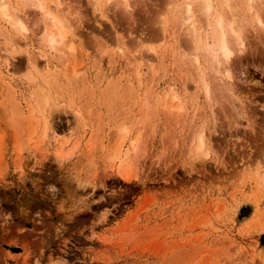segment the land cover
I'll use <instances>...</instances> for the list:
<instances>
[{"label": "rangeland", "instance_id": "rangeland-1", "mask_svg": "<svg viewBox=\"0 0 264 264\" xmlns=\"http://www.w3.org/2000/svg\"><path fill=\"white\" fill-rule=\"evenodd\" d=\"M9 2L13 7L15 0ZM61 2L64 15L76 28L70 62L83 63L81 83L96 87L90 100L96 113H82L84 134H92L102 124L98 134L103 131L104 144L107 140L112 144L118 123L125 118L126 125L135 123L127 136L143 130L142 143L130 158L132 174L137 176L122 179L114 170L104 171L99 161L91 180L94 187L77 188L70 161L61 165L51 147L46 152L28 148L17 152L13 131L4 119L11 113V96L22 110L33 104L30 91L38 81L24 76L29 70L27 56L36 54L38 71L45 64L42 52L50 68L63 67L59 52L38 40L36 15L21 10L30 34L23 42L12 43L22 51L8 55L0 39V133L6 140L2 139L6 146H1L0 155V264H46L50 258L60 264H264V29H246L244 53L228 61L229 79L221 81L201 65L212 91L207 102L198 76L186 70L188 59L180 55L183 33L169 29L152 64L143 58L138 67L134 61L144 49L141 44L159 43L157 18L163 0H129L123 12L111 6L102 15L95 13L89 0ZM113 40L123 42L124 53L116 50L108 56L107 46ZM115 78L119 87L132 85L131 96L124 93L110 106L104 100L102 105L99 89ZM60 81L64 82L62 75ZM225 83L227 89L222 88ZM83 85L78 81L70 108L62 104L67 96L56 99L64 107L57 106L53 113L50 142L56 130L64 131L61 139L80 135L74 109L87 104L89 88ZM148 88L153 92V108L146 123L136 124ZM172 93L179 95L186 109L179 117L168 109ZM196 129L205 131V145L214 149L206 160L192 150ZM83 144L84 140L80 148L85 151Z\"/></svg>", "mask_w": 264, "mask_h": 264}, {"label": "bare ground", "instance_id": "bare-ground-1", "mask_svg": "<svg viewBox=\"0 0 264 264\" xmlns=\"http://www.w3.org/2000/svg\"><path fill=\"white\" fill-rule=\"evenodd\" d=\"M9 1L10 0H0V39H2L3 41L4 49L8 48L7 51L8 52L10 51L9 53L7 52L8 55L11 54L12 56L13 54H18V52L22 51L20 47H19L20 50H16L14 48L15 44L12 42L15 41L16 39H17L16 41L18 42H20L21 40L23 42L24 39L27 37V35L30 34V30H29L30 28H28L26 24L25 13L22 12L25 10L26 12L29 11L31 14L36 15V19L33 20V25L38 27L37 32L40 36H38L39 39L38 38L37 39L41 40V42L45 45L44 46L45 48H48L51 51L59 52L60 57H57V58L61 59L60 61L62 62V65H63L62 69L60 70L59 68H50V61L46 59V55L44 54L45 52L43 53L41 50H39L40 53L42 52L40 58L42 57L45 58L44 59L45 64L42 69L40 67L41 71H38L37 67L39 65L37 66V61L35 59L36 54H34V56L33 55L27 56L29 70L24 76H26V79H29L31 82L36 80L38 81V83H36L31 88L30 97L32 99L33 104H31V106L29 107L26 105L27 106L25 108L26 110H22L23 108L22 109L20 108L21 104L19 105V103L16 102V99L14 102V99H12V96L10 95L13 93L12 91L9 90V93L6 92L5 94L6 96H7V93L9 97L11 96V101L9 104L11 113H9V118L6 117L7 119H4V120L7 121V124L5 125H7L8 129H11L13 131V134H11V136L15 137L14 146L16 147L17 152L24 150V148L30 149L31 152L32 151L34 152V150H39L40 152L41 151L46 152V151H49L51 147L52 148L51 151L53 153L52 156L61 165L65 161L67 162L70 161L68 165H70L71 169H73L72 173L70 174L71 180L75 182L76 184L75 187L77 186V188L84 187L87 184L92 183L93 181L92 178L95 176L96 170H98L97 168H98L99 161H101L100 165L102 166L104 171L114 170V172L117 175H119L122 179H125V180L129 179L131 175L135 176L136 178L137 174L134 172H133L134 174H132L131 161L134 159V157L132 159L131 154L132 156L136 155L140 147L139 142L141 141V137H142L141 135H142L143 130L142 131L136 130L133 136L131 137L127 136L130 133V130L132 129L133 124L135 123L131 125H128V124L126 125V123H124L126 122V118L124 117L125 121L123 120V122L121 121L120 124L118 123L117 125L119 126V128L117 127L116 138L112 144L108 143L110 142V140H107L108 139L107 136H106L107 137L106 140L108 142H106L107 144L106 143L104 144L103 140L105 139H103V136H102L103 131L102 132L100 131V133L98 134L99 132L98 130H101V128L99 129V126L101 127L102 124L98 125V127L96 126L97 129L91 130L93 131L92 134L89 133L87 136H85L84 134L85 129H83L84 127L83 125L85 121L84 122L82 121L85 118H84V115H82V113H85L86 115L87 114L90 115L94 110V108L91 107L92 105H91L90 100L91 98L94 97L92 95L93 93H95V89H96L95 85H94V89L90 86H87L89 88L87 89L88 94L86 93L87 97L85 96L87 98V104L83 102L82 107L80 108L77 107V109H74L75 117L78 118L77 120L78 125L79 127L82 128V130L79 131L81 132L79 133L80 135L76 137H73V135H69L67 137L63 136L64 138L61 139L59 138V134L64 131L55 129L56 132L52 131V135H51L52 142L49 141L48 136H49V132L51 129L50 124L53 123L51 122V118L53 116V113L58 110L57 106L58 108L60 107L62 108L64 106L70 108V106L73 105L71 102L72 97L74 93L77 92L78 81H80V84L83 85L81 83L82 74H80V72L81 70H84L81 66V65L84 66V64L82 62H81L82 64L80 65L79 63L77 64L74 62L73 63L70 62L72 60V56L75 50L74 44L76 40H75L73 29L76 30V28H74L75 26L71 24L70 22L71 18L69 20V17L67 19V17L64 15V11H65L63 10L64 3L61 2V0H15L16 4L13 2V5H14L13 7H11L12 4ZM89 1L95 13L100 12L101 15L104 11L108 10V8H110L111 6L115 9H120L122 12L129 7L128 6L129 0H89ZM163 1H164V8H162V11L158 14V18H157V23L159 24V31H160L159 36H157V38L159 39V43L158 44L155 43L156 45H153L151 43L145 44V45L141 44V47L144 48L142 53L139 54L136 57V59L134 58L135 60L131 59V61L132 60H134L135 62L137 61L138 67L142 65L141 63H143L144 59L148 63H150L151 61H154V58L156 57L155 56L156 53L159 52L157 51L158 49L157 46H159V44L164 42L165 35L169 31V29L176 31V32L183 33L186 36V38L183 44L184 46L181 47L182 53L180 52L181 53L180 55L182 56L184 54L185 56L184 55L183 56L188 59L187 65L189 66V69H186V70L187 71L193 70L195 72L194 75L198 76V78L197 76H195L198 79L197 83L200 84L203 94L205 95V99L208 102L210 101L209 95L211 94L210 92L212 91H210L209 89V84H208V81L206 80L207 76L204 75L205 70L202 68L205 67L210 75L212 74V75H215L217 78L219 77L221 81H224L225 78H228V79L230 78L231 74L229 73V69H228L229 68L228 61L232 58V56L234 57V54H239L241 51H243L246 48L244 47L245 46L244 40L246 37V31H247L246 29L249 28L250 26L254 28L264 29V0H176L175 2L173 0H163ZM114 12L115 10L113 11V14ZM7 28L8 29L10 28L9 30L11 31V35L8 33ZM251 30H253V28ZM183 39L184 38H182V41H184ZM119 41L113 40L111 42L112 45L107 46L109 47V49L106 47L108 49L106 51V53H108V56L111 54L114 55V52L116 50L118 53L119 52L121 53V51L124 49L123 42H119ZM18 42L16 43V45L18 44ZM31 46L32 45H30V47ZM173 49L175 48L173 47ZM122 53L124 52L122 51ZM56 55H58V53H56ZM131 55L132 54H130L129 56ZM180 65H178L177 63V66H180ZM201 65L203 67H201ZM60 71L62 74L60 73ZM24 72L25 71H23V73ZM61 75L64 77V82L62 81L59 82V77ZM196 78L195 80H197ZM5 83L4 84L7 86V82ZM226 83L224 84L226 87L223 86L222 88L224 89L228 88ZM118 85H119V82L115 78L113 80H108L105 84V87L99 89V97L101 98L100 102L102 101V105H104L105 103H108L107 106H110L109 102L112 104L117 97L123 95L124 93L126 94V98L127 96L128 97L131 96L130 94L131 88H133L131 87L132 85L127 84L128 86L126 85V87L120 86L122 89ZM87 87L84 86L85 89ZM82 88H81V91H82ZM217 89H220V88H217ZM224 89H223V92H224ZM7 90H8V87H7ZM78 93H80V90ZM220 93H222V91ZM152 95H153V92L151 88L145 92L143 96V103H142V106L140 107L141 109H138L139 115L137 117L136 124L138 122L142 124L143 122L146 123L145 119L149 116V111L153 108L152 106H150L153 102V100L152 102L150 100ZM170 95L171 97H170V101H169L170 103L168 105L169 106L168 109L170 112L176 114V116L179 117L181 115V111L183 110L184 112V109H185L183 107L184 104L179 99L180 97L178 94L172 93ZM223 95H220V96H223ZM65 96L68 97V98L66 97L68 101L67 103H65L63 100L64 103L62 104H65V105L62 106L61 102L57 101L56 99L57 98L59 99V97H65ZM89 96H92V97H89ZM103 100L105 103H103ZM7 101H9V98ZM125 103H128V102H125ZM207 106H210V104ZM0 107L2 106L0 105ZM124 107H126V105ZM109 108H112V106ZM125 109H122V110L124 111ZM122 110L120 113H122ZM94 113H96V111L93 112V114ZM93 114L91 115L94 116ZM129 114H131L130 117H129ZM129 114H128V117L129 119H131L130 123H132L133 115L130 111H129ZM96 116H98V114ZM121 116L123 117V115H120V117ZM97 119L98 117H96V120ZM99 119H101V117ZM100 123H101V120H100ZM202 129L204 130V128ZM202 129L195 130V131L198 130V133L196 132L197 135L195 138V145H194L195 149L193 148L192 150L193 151L195 150L194 153H197L196 156L198 155L203 160H206L207 158H210L211 156L210 153L211 152L213 153L214 149L213 151H211L212 150L211 148L213 146H211V148L206 147L207 145H205L206 142L204 141L205 131H203ZM53 130H54V127H53ZM74 133L76 132H73V134ZM1 134L3 133H0V150H1V146H4V147L6 146L5 145L6 140L3 139L4 134L2 136ZM2 139L5 142L4 144H2L3 143ZM83 140H84V144L82 146L84 147V149L86 148L85 151L82 148H80L81 141ZM12 143H13V139H12ZM79 148L80 150L82 149L83 152L79 151ZM78 151L81 153L79 154ZM2 152L3 151L1 150L0 155L3 154ZM75 153L76 154L78 153V155L74 157L76 159L73 161L71 158L75 155ZM23 158H25V156ZM0 159L3 160L1 156H0ZM92 187H94L93 184H91V188ZM57 260L56 261L54 259L51 260L50 258L46 264H60L57 262Z\"/></svg>", "mask_w": 264, "mask_h": 264}]
</instances>
